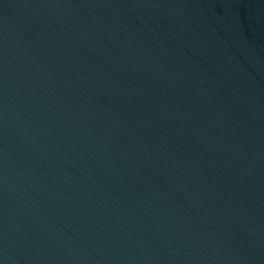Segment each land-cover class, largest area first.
I'll return each instance as SVG.
<instances>
[{
    "label": "water",
    "instance_id": "1",
    "mask_svg": "<svg viewBox=\"0 0 264 264\" xmlns=\"http://www.w3.org/2000/svg\"><path fill=\"white\" fill-rule=\"evenodd\" d=\"M0 264H264V0H0Z\"/></svg>",
    "mask_w": 264,
    "mask_h": 264
}]
</instances>
